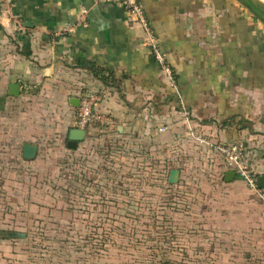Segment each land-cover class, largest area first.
<instances>
[{"label":"crops","instance_id":"1","mask_svg":"<svg viewBox=\"0 0 264 264\" xmlns=\"http://www.w3.org/2000/svg\"><path fill=\"white\" fill-rule=\"evenodd\" d=\"M12 1L22 26L9 13L0 14V118L25 120L22 147L35 143L41 156L61 140L67 145L81 99L97 92L96 110L106 119L75 149L98 140L101 129L104 137L123 136L166 151L188 140V155H172L178 165H171L168 179L172 169L179 170L177 183L203 175L213 190V212L217 206L221 213L204 219L210 221L203 224L208 234H191L192 241L203 236V245L200 239L191 244L207 258L191 264H264V200L237 175L225 179L232 170L214 147L244 140L247 162L264 175V27L251 12L238 0H139L174 71L172 85L141 28L117 4ZM85 10L87 26L58 34ZM12 78L20 84L18 96L9 93ZM162 125L169 129L160 132ZM12 239L0 241L4 246ZM16 252H0V264H19Z\"/></svg>","mask_w":264,"mask_h":264},{"label":"rangeland","instance_id":"2","mask_svg":"<svg viewBox=\"0 0 264 264\" xmlns=\"http://www.w3.org/2000/svg\"><path fill=\"white\" fill-rule=\"evenodd\" d=\"M13 116L8 122L0 118V228L27 235L4 246L0 241L6 248L1 253L16 249L19 264L207 261L191 244L200 239L203 245V236L192 241L191 234L204 235L203 224L210 223L204 219L221 214L217 206L213 212V190L203 175L176 184L168 179L170 168L178 165L172 155H188V140L177 151H166L123 136L104 137L101 129L100 138L82 150L61 140L53 150L25 160L26 122L11 121ZM196 165L197 172L204 171Z\"/></svg>","mask_w":264,"mask_h":264},{"label":"built area","instance_id":"3","mask_svg":"<svg viewBox=\"0 0 264 264\" xmlns=\"http://www.w3.org/2000/svg\"><path fill=\"white\" fill-rule=\"evenodd\" d=\"M101 1V0H100ZM117 4L121 7L128 16V20L133 25H138L144 36V43L148 46L160 68L166 72L172 85L176 83L174 79V71L167 61L165 53L162 52L157 36L154 33L152 25L148 19L144 6L139 0H103ZM14 2L12 0H0V14L9 13L15 20L17 26H22L20 17L14 12ZM86 10L83 11L82 16L74 23L67 25L61 31L60 35L72 34L80 26H87ZM99 100L97 92H88L85 97L81 99L77 126L85 130L88 136L94 130L97 123H103L106 119L105 115L96 110V104ZM168 125L159 127L160 132L167 131ZM216 151L223 157L224 165L228 170L236 172V175L245 180L249 189L264 200V188L258 187V178L262 172L251 166L247 160V145L242 139L228 141L225 143H217L214 145Z\"/></svg>","mask_w":264,"mask_h":264},{"label":"water","instance_id":"4","mask_svg":"<svg viewBox=\"0 0 264 264\" xmlns=\"http://www.w3.org/2000/svg\"><path fill=\"white\" fill-rule=\"evenodd\" d=\"M243 3L251 12H253L257 17H259L264 22V3L259 0H239ZM9 93L14 96L20 95V84L15 78H12L9 85ZM86 137L84 129L79 127H72L69 130L67 139V146L69 148H77L78 143L83 141ZM38 154V145L31 142H24L22 149V157L25 160H32L37 157ZM236 176L235 171H227L225 179L230 181ZM179 179V170L172 169L170 172L169 182L177 183ZM258 187L264 188V175H260L258 178ZM25 232L16 231V230H5L0 229V238H23L26 237Z\"/></svg>","mask_w":264,"mask_h":264},{"label":"trees","instance_id":"5","mask_svg":"<svg viewBox=\"0 0 264 264\" xmlns=\"http://www.w3.org/2000/svg\"><path fill=\"white\" fill-rule=\"evenodd\" d=\"M94 70L95 71H100L99 69H96V68H94ZM103 78V80L106 82V78L105 77H102Z\"/></svg>","mask_w":264,"mask_h":264},{"label":"bare ground","instance_id":"6","mask_svg":"<svg viewBox=\"0 0 264 264\" xmlns=\"http://www.w3.org/2000/svg\"><path fill=\"white\" fill-rule=\"evenodd\" d=\"M259 1H261V2H263V3H264V0H259Z\"/></svg>","mask_w":264,"mask_h":264}]
</instances>
